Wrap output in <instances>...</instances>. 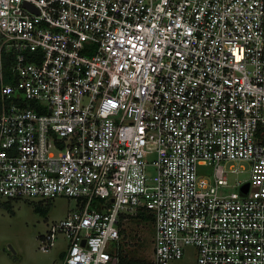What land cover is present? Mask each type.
Here are the masks:
<instances>
[{
	"label": "built area",
	"instance_id": "obj_1",
	"mask_svg": "<svg viewBox=\"0 0 264 264\" xmlns=\"http://www.w3.org/2000/svg\"><path fill=\"white\" fill-rule=\"evenodd\" d=\"M59 194L58 264H123L141 211L151 264H264V0H0V195Z\"/></svg>",
	"mask_w": 264,
	"mask_h": 264
},
{
	"label": "rangeland",
	"instance_id": "obj_2",
	"mask_svg": "<svg viewBox=\"0 0 264 264\" xmlns=\"http://www.w3.org/2000/svg\"><path fill=\"white\" fill-rule=\"evenodd\" d=\"M234 165L238 170L228 172L230 183L250 177L248 161H235ZM205 167L212 168L210 165ZM6 203H10L13 210ZM35 204H40L44 210L35 209ZM75 205V197L62 194L10 200L0 195V264H58L60 248L66 243L65 237L60 236L48 250H43L39 235ZM127 230L129 240L126 241L125 251L129 255L150 258L155 233L152 219L134 216L127 224ZM170 264H195L191 248L187 247L184 254L172 259Z\"/></svg>",
	"mask_w": 264,
	"mask_h": 264
},
{
	"label": "trees",
	"instance_id": "obj_3",
	"mask_svg": "<svg viewBox=\"0 0 264 264\" xmlns=\"http://www.w3.org/2000/svg\"><path fill=\"white\" fill-rule=\"evenodd\" d=\"M8 54L9 52L4 51L6 70L9 68V64H10V57L8 56ZM8 199L10 200L11 198H8ZM6 205L8 206V208H10V210H13L10 203H6ZM34 207L35 209H38V210H44L40 204H35ZM136 216L138 217L140 216L142 218H152V215L150 213H144L143 211H141ZM121 252H122V263L123 264H151V261L148 258L134 256L131 254L129 255L126 251L123 253V249H121Z\"/></svg>",
	"mask_w": 264,
	"mask_h": 264
},
{
	"label": "water",
	"instance_id": "obj_4",
	"mask_svg": "<svg viewBox=\"0 0 264 264\" xmlns=\"http://www.w3.org/2000/svg\"><path fill=\"white\" fill-rule=\"evenodd\" d=\"M248 182H245L242 186L244 189H247Z\"/></svg>",
	"mask_w": 264,
	"mask_h": 264
}]
</instances>
